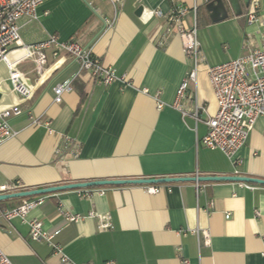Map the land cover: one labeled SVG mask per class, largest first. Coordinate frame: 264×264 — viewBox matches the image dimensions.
I'll list each match as a JSON object with an SVG mask.
<instances>
[{
  "label": "crops",
  "instance_id": "1",
  "mask_svg": "<svg viewBox=\"0 0 264 264\" xmlns=\"http://www.w3.org/2000/svg\"><path fill=\"white\" fill-rule=\"evenodd\" d=\"M49 0L39 9V20L20 21L21 38L33 44L57 35L91 48L122 81L100 87L87 77H76L79 65L68 55L58 62L49 56L45 74L34 65L19 66L31 80L30 100L12 91L9 70L0 62L5 81L0 105L19 103L23 114L11 120L17 135L0 146V186L20 181L22 191L69 183L165 177L240 176L264 179V118H259L234 165L219 150L199 144L208 129L184 117L174 104L177 91L191 69L180 37L167 33L169 0ZM180 0L190 8L187 23L198 28L205 62L198 71L197 93L210 116L218 110L207 69L240 58L263 42L261 23H247L248 8L235 16L228 0ZM220 6V7H219ZM142 7L138 16L137 10ZM146 11L163 16L144 17ZM226 11V12H225ZM115 22L112 26L107 21ZM252 43V44H250ZM71 82V92L55 103L53 88ZM196 86V88H195ZM160 103L163 105L159 108ZM205 118V117H203ZM34 121H37L34 124ZM79 143L56 154L65 138ZM197 195L195 182L162 184L155 195L145 185H119L68 190L46 196L28 215L47 231L60 229L53 244L76 264H264V186L241 182H207ZM101 190L105 193L100 194ZM1 195V194H0ZM33 198V197H32ZM0 201V247L13 264H61L53 246L30 238L28 223L6 221L1 213L22 203ZM212 204V206H210ZM73 214H110L113 229L100 231L98 220L63 221L58 207ZM229 216V219L226 216ZM209 232L210 243L200 245L192 233Z\"/></svg>",
  "mask_w": 264,
  "mask_h": 264
},
{
  "label": "built area",
  "instance_id": "2",
  "mask_svg": "<svg viewBox=\"0 0 264 264\" xmlns=\"http://www.w3.org/2000/svg\"><path fill=\"white\" fill-rule=\"evenodd\" d=\"M49 0H0V62H5L9 70L8 81L12 85V91L18 93L22 99L30 100L35 93L30 78L19 69V66L31 61L34 65V72L39 77L45 74L48 66L49 56L60 61L63 55H68L79 65V72L76 77L89 80V84L107 87L116 81H122L117 76L114 68L104 65L91 48L82 46L75 39L60 41L57 35H51L47 40L27 44L21 38L20 21H38L40 16L39 7ZM173 4L172 11L165 17L167 33H176L182 42L183 52L190 60L191 69L183 79L177 91V99L174 104L184 117L191 116L196 124L204 123L207 126L206 135L199 139V144L211 150L221 151L234 165H239L238 153L245 146L255 124L259 118H264V34L263 42L259 46H252L248 54L230 60L228 62L209 66L207 74L209 83L212 86L217 101L218 110L214 116H210L206 106L198 101L197 93L188 95L190 83L197 86L198 71L205 62L202 51V44L198 37V28L189 26L187 18L191 11L194 16L197 6L190 8L180 0H169ZM208 1V0H206ZM119 5L123 1H118ZM260 2L251 0L247 11V23L254 25L261 23ZM144 17L159 16L161 11H146ZM115 19L107 21L106 25L112 26ZM252 44V43H250ZM5 81L0 82V91ZM195 86V88H196ZM55 103L63 101V95L71 92V82L67 81L58 84L53 88ZM160 103L159 108H162ZM23 114L19 103L13 105H0V146L15 137L17 133L11 127V120ZM205 117V118H203ZM37 121H34L36 124ZM73 142L69 137L65 138L63 148H58L56 154L61 158L71 149L72 156H76L80 145ZM195 177L200 178L197 174ZM162 184L146 185L145 191L150 195L158 194ZM207 186L204 182H195L197 195ZM22 191L20 181L6 183L0 186V194H12ZM86 195L90 190L86 189ZM101 190L100 194H104ZM46 196L26 198L22 203L12 209H5L1 213L2 219L11 221L20 219L28 223L30 227V238L34 241H44L53 246L54 254L60 258L61 264H76L63 251L58 244H53L54 238L61 230L47 231L43 223L38 220H28V215L36 208L42 206ZM212 206V204H210ZM63 214V221L67 223H79L86 218L98 220V229L108 231L113 229L112 217L110 214L97 215L90 213L87 217L81 214H73L58 207ZM226 218L229 219L227 215ZM192 233L197 237L200 245L210 243L208 231L196 229ZM0 264H13L9 257L0 247ZM105 264H117L115 261H107Z\"/></svg>",
  "mask_w": 264,
  "mask_h": 264
},
{
  "label": "water",
  "instance_id": "3",
  "mask_svg": "<svg viewBox=\"0 0 264 264\" xmlns=\"http://www.w3.org/2000/svg\"><path fill=\"white\" fill-rule=\"evenodd\" d=\"M245 7H249L251 0H242ZM232 11L235 16L242 15V6L239 0H228ZM221 6L222 10H225V5L222 0L217 2ZM219 6V7H220ZM143 8L140 7L137 10V15L139 16L142 13ZM226 12V11H225ZM2 95L0 94V100ZM241 182L247 184H258L264 186V179H257L252 177H240V176H201L197 177H165L158 179H119V180H101V181H91V182H78V183H69L54 187H48L43 189H35L28 191H20L12 194L0 195V201H6L11 199H26L32 197H38L42 195H47L51 193H57L61 191L68 190H86L96 187H106V186H118L119 185H158V184H170V183H184V182Z\"/></svg>",
  "mask_w": 264,
  "mask_h": 264
},
{
  "label": "trees",
  "instance_id": "4",
  "mask_svg": "<svg viewBox=\"0 0 264 264\" xmlns=\"http://www.w3.org/2000/svg\"><path fill=\"white\" fill-rule=\"evenodd\" d=\"M96 188H101V187H96ZM61 192H63V191H61ZM57 193H59V192H57ZM51 194H54V193H51ZM51 194H47V195H51ZM47 195H42V196H47Z\"/></svg>",
  "mask_w": 264,
  "mask_h": 264
}]
</instances>
